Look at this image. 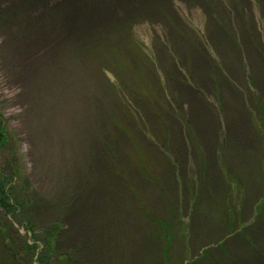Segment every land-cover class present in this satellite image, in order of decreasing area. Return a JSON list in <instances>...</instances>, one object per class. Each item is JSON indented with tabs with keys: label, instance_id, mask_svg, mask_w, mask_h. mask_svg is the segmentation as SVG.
Here are the masks:
<instances>
[{
	"label": "rangeland",
	"instance_id": "1",
	"mask_svg": "<svg viewBox=\"0 0 264 264\" xmlns=\"http://www.w3.org/2000/svg\"><path fill=\"white\" fill-rule=\"evenodd\" d=\"M117 1L0 0V107L58 253L264 264V0Z\"/></svg>",
	"mask_w": 264,
	"mask_h": 264
},
{
	"label": "trees",
	"instance_id": "2",
	"mask_svg": "<svg viewBox=\"0 0 264 264\" xmlns=\"http://www.w3.org/2000/svg\"><path fill=\"white\" fill-rule=\"evenodd\" d=\"M123 114L115 113L112 120H120ZM11 137L0 107V257L5 264H74L71 254L58 253V221L44 224V219L57 213L58 202L35 192Z\"/></svg>",
	"mask_w": 264,
	"mask_h": 264
},
{
	"label": "bare ground",
	"instance_id": "3",
	"mask_svg": "<svg viewBox=\"0 0 264 264\" xmlns=\"http://www.w3.org/2000/svg\"><path fill=\"white\" fill-rule=\"evenodd\" d=\"M117 6L120 7V8H124V7H127L128 3L126 0H118L116 2ZM113 19V7H110V5H104L101 9V12H100V15L98 16L97 19H91L89 21H87L83 27H80V31H75L77 26L75 24V22L72 24V30H71V34L73 36L75 35H82V36H85V33L87 31H91L92 29H94L95 27H97L98 25H103L105 22H107L108 20H111ZM27 44V43H26ZM25 44V45H26ZM35 46V45H34ZM30 56V55H28ZM21 80H24V81H27V78H23ZM119 189H116L115 188L112 190V193L113 195L115 196V198L117 200H120L121 199V195L119 192ZM117 193L119 194V197L117 196ZM126 196V195H125ZM106 197H107V194H106ZM127 197V196H126ZM126 202V201H125ZM128 207H132V203H130V198L127 200V203Z\"/></svg>",
	"mask_w": 264,
	"mask_h": 264
}]
</instances>
